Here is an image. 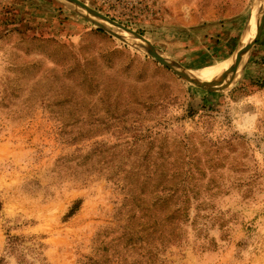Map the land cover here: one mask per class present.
<instances>
[{"label": "rangeland", "instance_id": "1", "mask_svg": "<svg viewBox=\"0 0 264 264\" xmlns=\"http://www.w3.org/2000/svg\"><path fill=\"white\" fill-rule=\"evenodd\" d=\"M77 1L193 77L264 13ZM240 75L206 90L59 0H0V264H264V16Z\"/></svg>", "mask_w": 264, "mask_h": 264}, {"label": "water", "instance_id": "2", "mask_svg": "<svg viewBox=\"0 0 264 264\" xmlns=\"http://www.w3.org/2000/svg\"><path fill=\"white\" fill-rule=\"evenodd\" d=\"M63 4L67 5L74 11L78 12L84 17L90 18L91 20L101 24L105 25L107 27H113L117 29L123 36H125L128 40L131 42H134L141 47L145 49L148 55L153 57L157 62L160 64L166 66L170 70H172L177 76H179L181 79L195 84L198 87H201L206 90H214V89H226L229 87L228 85H214V86H207L203 84L200 80L193 77L188 72L181 69L179 65H177L169 56H167L161 49H159L156 45H154L151 41H149L147 38H145L142 34L138 33L137 31L119 23L118 21L114 20L113 18L105 15L101 11L83 3L79 2L77 0H72L74 3L69 2L68 0H59ZM261 2V0H257V4ZM260 4V3H259ZM261 8V7H260ZM264 16V13L262 16L258 17L257 19V27L256 31L253 34L252 38L247 42V44L241 48V50L237 54H242L243 58L241 62L235 66L231 70L239 69V67H244L252 53L253 47L257 41L261 26H262V17Z\"/></svg>", "mask_w": 264, "mask_h": 264}, {"label": "bare ground", "instance_id": "3", "mask_svg": "<svg viewBox=\"0 0 264 264\" xmlns=\"http://www.w3.org/2000/svg\"><path fill=\"white\" fill-rule=\"evenodd\" d=\"M263 2H264V0H261V2H259L260 4L258 3L254 6V8L251 12L249 24H250V22L254 16L257 17V15L261 9L260 7L263 6ZM249 33H250L249 31L246 33V35H245V37L241 43L242 47H244L243 44L245 43L246 38L248 37ZM252 36H253V34L249 35L248 41L252 38ZM242 58H243V55L241 53L240 54L235 53V55L232 56L229 60H225V61H223L217 65L209 66L207 68L192 70V73L196 79L200 80L203 84H205L207 86L228 85L229 84L228 82L234 81L238 78L240 72H241V75H240V78H241V76H242V67L241 66L239 67V69H236V70H231V69H233L235 66H237L241 62ZM240 78H239V80H240ZM219 81H222V82L217 83ZM214 83H216V84H214ZM208 84H213V85H208Z\"/></svg>", "mask_w": 264, "mask_h": 264}, {"label": "built area", "instance_id": "4", "mask_svg": "<svg viewBox=\"0 0 264 264\" xmlns=\"http://www.w3.org/2000/svg\"><path fill=\"white\" fill-rule=\"evenodd\" d=\"M102 4H114V3H120L123 0H99Z\"/></svg>", "mask_w": 264, "mask_h": 264}]
</instances>
